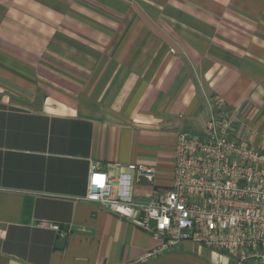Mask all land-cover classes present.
Instances as JSON below:
<instances>
[{
    "label": "crops",
    "instance_id": "1",
    "mask_svg": "<svg viewBox=\"0 0 264 264\" xmlns=\"http://www.w3.org/2000/svg\"><path fill=\"white\" fill-rule=\"evenodd\" d=\"M214 96L264 151V0H0V264H233L188 241L152 257L164 237L84 200L91 167H153L136 202L170 190Z\"/></svg>",
    "mask_w": 264,
    "mask_h": 264
},
{
    "label": "built area",
    "instance_id": "2",
    "mask_svg": "<svg viewBox=\"0 0 264 264\" xmlns=\"http://www.w3.org/2000/svg\"><path fill=\"white\" fill-rule=\"evenodd\" d=\"M200 134L177 135L171 189L133 199V186L152 183L153 167L126 165L110 177L91 167L84 200L96 203L152 238L163 249L188 241L227 255L233 264H264V151L238 141L223 100L214 96ZM48 227L63 237L58 225Z\"/></svg>",
    "mask_w": 264,
    "mask_h": 264
}]
</instances>
